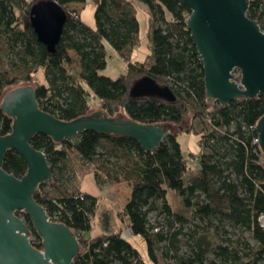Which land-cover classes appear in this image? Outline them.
Wrapping results in <instances>:
<instances>
[{
	"label": "trees",
	"instance_id": "1",
	"mask_svg": "<svg viewBox=\"0 0 264 264\" xmlns=\"http://www.w3.org/2000/svg\"><path fill=\"white\" fill-rule=\"evenodd\" d=\"M36 1H0V34L12 31L22 37L28 55L14 68L0 60V101L10 88L29 84L38 106L61 120H73L91 113V98L109 116H122L139 124H165L169 130L152 151L144 150L129 136L96 134L89 130L60 142L43 134L29 139L34 148L44 153L52 175L49 182L39 184L33 196L35 201L47 213L60 210V221L79 236V252L71 264H110L112 261L145 264L135 246L123 239L119 231L102 232L93 238L82 237L91 230V219L96 214L99 199L87 193L79 199L76 197L80 192L78 188L62 186L53 175L55 169L65 165L70 153L94 164L96 174L103 155L98 150L100 144L109 155L118 156L119 153L128 163L126 170L120 167V178L117 173L107 176L113 181H127L129 195L117 217L132 235L143 238L151 262L155 263L154 239L165 238L156 232L157 227L151 233L152 228L149 230L147 225V213L158 207L160 213L178 219H184L185 214L199 218L225 216L252 233L258 246L250 263L264 259V231L257 221L259 214L264 215V157L258 144L253 143L256 130L251 129L264 113V95L238 98L225 106L206 97L202 64L186 29L189 9L179 0H89L95 6L94 29H90L78 16L74 18V9H67L69 3L87 0H53L65 11L67 19L55 52L51 54L37 40L30 24V8ZM134 1L142 2L149 15L150 54L143 62L129 60L140 41ZM247 15L264 29V0H249ZM104 43L126 62L124 70L114 78L100 73L106 65ZM68 49L74 50L79 57L81 71L76 77L67 73ZM38 71L42 72L44 81L36 76ZM143 75H149L160 86H169L175 100L157 96L132 97L130 86ZM233 75L238 80L239 71L234 70ZM187 113H192L193 119L207 120L214 128L231 123L235 127L223 138L222 144L212 137H203L198 153L184 152L177 136L195 132L191 123L181 124ZM12 122L13 118L0 110V135L10 132ZM193 157L198 159L196 166L190 163ZM2 168L20 177L26 171V164L15 150L9 149ZM46 184L56 192L54 196L43 190ZM170 190L178 197L179 208L184 213L173 212L170 208L166 198ZM201 194L203 198L198 200ZM16 214L30 229L31 244L41 249V238L32 229L28 214L22 211ZM176 250L177 247L172 264H202L208 251L200 241L196 243L194 256L187 259L177 257ZM215 253L223 262L241 261L237 250L228 249V246L217 245ZM243 255L247 257L246 253Z\"/></svg>",
	"mask_w": 264,
	"mask_h": 264
},
{
	"label": "water",
	"instance_id": "2",
	"mask_svg": "<svg viewBox=\"0 0 264 264\" xmlns=\"http://www.w3.org/2000/svg\"><path fill=\"white\" fill-rule=\"evenodd\" d=\"M189 9L186 29L190 32L202 64L206 97L221 106L238 98L264 95V29L247 15L249 0H179ZM65 11L53 0H38L30 8V24L37 40L54 53L66 22ZM239 71L236 80L233 71ZM132 97L157 96L174 101L169 86L158 85L149 75L130 86ZM0 110L13 118L11 130L0 135V264H71L79 242L63 222L49 220L35 201L39 184L52 178L47 159L29 139L43 134L56 142L71 140L84 131L125 135L146 151L154 150L169 133L165 124H139L102 110L61 120L37 104L33 87L20 84L6 91ZM257 144L264 157V113L255 125ZM15 150L26 164L20 177L2 168L7 150ZM28 214L31 227L41 238L42 248L30 242V229L16 213Z\"/></svg>",
	"mask_w": 264,
	"mask_h": 264
},
{
	"label": "rangeland",
	"instance_id": "3",
	"mask_svg": "<svg viewBox=\"0 0 264 264\" xmlns=\"http://www.w3.org/2000/svg\"><path fill=\"white\" fill-rule=\"evenodd\" d=\"M79 6H81V4L69 3L67 9H74L76 12L74 18L77 17L79 13L81 22L86 27L94 29L95 6L89 0H87L82 7L79 8ZM133 6L138 10L137 17L141 24L140 37L142 40L140 45L131 52L129 60L143 62L150 50L148 47V40L146 43V34H144V13L142 9L146 11V7L140 1H137ZM166 18H169L168 13H166ZM104 50L106 65L100 70V73L114 78L124 70L126 62L107 43H104ZM67 54L70 58V62L67 65V73L72 77H76L81 71L79 57L72 49H68ZM27 58L26 45L22 37H19L12 31H4L0 34V60L4 62L7 67L14 68L19 65L22 60H26ZM36 76L39 80L44 81L41 71H38ZM48 77H51V75H48ZM89 101L92 105L91 111L101 110L94 99L90 98ZM187 123L192 124L195 132L180 134L177 140L183 145L185 138L187 141L186 147L189 151L194 153L200 150V141H202L203 137H212L218 143L220 142L222 144V141H224L223 138L229 132H232L235 127V124L231 123L229 126L214 128L207 120L193 119L192 113L184 115L181 124L185 125ZM172 129L175 130L176 126H172ZM101 143H104V141L102 140ZM102 146L103 144H100L98 147V150L103 153L99 161L101 165L96 169L97 172L93 176L101 193V199L99 198L98 211H96V214L98 213L100 219L102 218V222L107 220L110 223L113 221H119V223H121L117 215L124 206L121 207V204L128 198V184L125 180L113 181L108 178L107 175L113 176L117 173L118 178H120V167L124 166V170H126L128 163L120 157L121 155L119 156V153H117L118 156L109 155ZM94 170V164L84 162L78 155L70 153L65 165L61 166V169H55L53 175L59 180L62 186L74 189V186H77L81 182L85 173L94 174ZM129 183H131V181H129ZM43 188V190L48 191L49 195H55L50 185L46 184ZM166 198L173 212H183V210L179 208V199L173 194V191H168ZM202 198L203 195L201 194L198 200H202ZM104 210H108V213H105ZM159 210L160 208L158 207L157 210H151L147 213V225L149 230L151 228L153 229H151V233L155 232L154 228L157 227L158 231L156 232L165 236L161 241L154 239L153 254L155 263L149 260L146 244L140 235H134L133 238L130 239V242L138 250L145 264H172L174 262L173 255L175 247H177V257L184 259L192 257L196 251V243L199 241L203 247L208 249L202 264H251L250 262L255 256V251L258 246L252 237V233L239 225L233 224L227 217L222 215H208L204 218H199L193 214H185L183 216L184 219H178L175 216L160 213ZM96 214L91 219V228L94 229L97 223ZM121 225L125 228L122 223ZM115 228H117V226ZM174 233H176V235L173 238ZM93 234L95 235L96 233ZM76 237L78 239L79 236L76 235ZM82 237H84L83 234ZM217 245L228 246V249L231 250L236 249L241 261H239V263H234L232 260L223 262L215 253ZM245 253L247 257H244L243 254ZM110 264L119 263L117 261H112ZM256 264H264V259L258 260Z\"/></svg>",
	"mask_w": 264,
	"mask_h": 264
},
{
	"label": "crops",
	"instance_id": "4",
	"mask_svg": "<svg viewBox=\"0 0 264 264\" xmlns=\"http://www.w3.org/2000/svg\"><path fill=\"white\" fill-rule=\"evenodd\" d=\"M136 3H137V1H134L133 5H135ZM75 4H81V6H79V8H80V7L83 6L84 3H75ZM142 12L144 13V34H146V43H147L149 15L145 11V9L144 10L142 9ZM137 13H138V10L136 9V18H137L138 23H139V38H140L139 45H140L141 40H142L141 37H140L141 24H140V21H139V19L137 17ZM78 17H79V13H78ZM149 54H150V50L148 51L147 55H149ZM179 137H180V135L177 136V139ZM178 143L180 145L181 151H184V152L188 151V148L186 147L187 146V141H186L185 138H184V144L183 145H181V143L179 141H178ZM198 152H199V150L196 153H198ZM94 175L95 174H93V173H87V174L85 173L84 176H83V179L81 180V182L77 186H74V188H78L79 190L83 191L84 193L90 194V195H92V196H94V197H96L98 199L99 198L101 199V193H100V190H99V187H98L97 183H95V180H94V177H93ZM125 202L126 201H124V203L121 204V207L125 204ZM104 212L108 213V210H106V211L104 210ZM96 215H97L96 216L97 223H96L95 229L91 228V230L89 232L83 233L84 237L93 238V237L97 236L98 234H100L102 232L109 233V232L119 231L120 235H121V237L123 239H126V240L130 241V239L133 238L134 235H132L130 229L123 228V226L121 225V223H119V221L118 222L113 221V222L110 223L107 220H105V221L102 222V220H101L102 218L100 219L98 213ZM116 226H117V228H115ZM121 227H122V229H121ZM93 233H96V234L94 235Z\"/></svg>",
	"mask_w": 264,
	"mask_h": 264
},
{
	"label": "built area",
	"instance_id": "5",
	"mask_svg": "<svg viewBox=\"0 0 264 264\" xmlns=\"http://www.w3.org/2000/svg\"><path fill=\"white\" fill-rule=\"evenodd\" d=\"M211 100H212V102H217L216 100H213V99H211ZM251 129H255V125L252 126ZM253 143H257V134H256V137L253 138ZM190 163H191L192 166H196L198 164V159L193 157V158L190 159ZM83 193H84L83 191H80L79 193H77L76 197H78L79 199H83ZM52 202L54 204H56L59 208L61 207L60 204L56 203L54 200H52ZM46 213H47V211H46ZM47 215H48L49 220H51L53 222H61L60 219L62 218V214H61L60 210L55 209L52 212H48ZM257 221L259 223V226L264 231V215L263 214H259L257 216ZM31 238L32 237L30 236V239Z\"/></svg>",
	"mask_w": 264,
	"mask_h": 264
}]
</instances>
